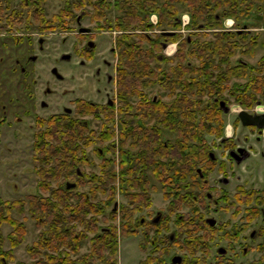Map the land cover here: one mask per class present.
<instances>
[{
  "label": "trees",
  "instance_id": "16d2710c",
  "mask_svg": "<svg viewBox=\"0 0 264 264\" xmlns=\"http://www.w3.org/2000/svg\"><path fill=\"white\" fill-rule=\"evenodd\" d=\"M27 1L33 6L32 0ZM5 3L10 10L15 7L12 0H0V20ZM263 3L264 0H121V7L117 8L121 14L116 21L106 20L105 23L108 28L121 31L115 42L117 108L113 105L99 112L88 110V115L102 116L105 129L99 133L89 129V121L83 118L54 123L55 129L45 127L35 132L38 154L34 161L40 165L37 164V187L44 194H28L26 199L12 201L0 199V227L4 223L11 226L7 235L9 250L2 247L0 228V263L5 264L12 248L24 241L25 226L11 216L12 209L23 213L28 206L32 216L42 214L37 220L38 228L49 226L35 242L46 253L31 248L29 252L34 261L20 264H81L67 256L57 257L55 253L70 247L76 252L72 243L81 238V233L68 231L64 222L74 226L90 225V230L96 227L95 222L90 223L87 218L89 214L101 213V204L98 206L92 200L96 194H108L106 202L109 203L116 190H120L128 202L121 208L123 221L120 229L126 234L127 225L133 221V209L151 204V177L166 190L176 189L181 193L187 181H192L196 166L207 158V136L223 135L224 121L214 96H221L225 91L230 94L225 101L242 98L248 103L264 86V74L257 71L260 65L242 63L236 57L253 55L254 38L244 32L208 29L221 27L225 18H233L236 28L248 24L246 21L252 20L251 25L256 20L264 21ZM36 4L39 12L44 13L42 0ZM86 4L92 5L97 12L92 15L93 19L100 20L105 17L100 9L111 7L113 3L109 0L94 3L93 0H79L74 7L83 8ZM24 5L25 0H21L20 6ZM71 7L65 5L66 10L62 12L76 17ZM68 10L70 12H66ZM184 11L190 16L191 29L185 36L180 33L164 35L162 32L136 34L134 31L135 27L145 30L152 27L148 22L151 13L157 14L162 30L177 29L178 19ZM163 42H177L172 56L163 53ZM230 80L231 86L228 87L226 82ZM244 90L248 93V100L243 99L246 96ZM117 111L120 114L118 120L115 119ZM115 121L125 128L121 130L123 140L129 139L135 152L131 154L130 150L122 149L119 174L112 162L104 157L100 172L89 176L87 181L81 171V166L88 162L85 148L95 139L103 142L113 137ZM61 178L64 182L54 187L53 181ZM68 180L76 181L73 182L75 185L68 187ZM85 184L91 194H73L74 189ZM185 194L181 193L177 201L186 202L183 199ZM110 212L115 215V208ZM117 227L112 224L110 231L104 230L102 241L98 242L100 237H95L97 244L92 246L89 254L97 246L100 250L104 247L112 256L106 259V264H116ZM38 253L45 257L39 258ZM101 259L105 260L102 256Z\"/></svg>",
  "mask_w": 264,
  "mask_h": 264
},
{
  "label": "flooded vegetation",
  "instance_id": "af4514ba",
  "mask_svg": "<svg viewBox=\"0 0 264 264\" xmlns=\"http://www.w3.org/2000/svg\"><path fill=\"white\" fill-rule=\"evenodd\" d=\"M39 1L32 0V6L25 0L24 7L11 10L4 4L0 20V126L28 119L37 131L55 129L54 123L87 119L88 110L99 112L114 105L109 85L115 83L116 87L117 63L108 55L116 52L115 44L107 45L104 30L96 28L97 24L83 25V14L74 19L48 16L39 12ZM224 20L221 27L208 30L244 32L254 38L253 55H244L256 61H240L259 64L257 71L264 74L260 32L248 24L233 28L232 20ZM260 31L264 40V28ZM163 44L164 51L172 45ZM258 49L262 52L257 56ZM44 55L49 57L45 60L47 76L38 81L34 74ZM226 84L230 87L231 80ZM228 93L223 91L213 98L224 121L223 135L207 139V158L194 169L191 188L185 194L190 199L178 201L195 214L193 222L185 224L186 237L192 234V238L185 240L182 253L172 255L167 264H264V86L248 103L242 98L227 102L224 98ZM243 94L247 99L248 93L244 90ZM240 112L246 114L241 117ZM160 217L157 213L150 224H157ZM169 238L173 239L174 233ZM252 254L255 256L247 258Z\"/></svg>",
  "mask_w": 264,
  "mask_h": 264
},
{
  "label": "rangeland",
  "instance_id": "374dc122",
  "mask_svg": "<svg viewBox=\"0 0 264 264\" xmlns=\"http://www.w3.org/2000/svg\"><path fill=\"white\" fill-rule=\"evenodd\" d=\"M78 1L79 0H42V12L46 13L48 16L56 14L57 18L60 16H71L69 13L66 14L62 12L63 9L66 10L65 5L70 4V6H72V13L75 15L83 14V25L93 27L96 26L94 24H97L98 27L96 28L104 30L102 37L106 41L107 45L114 46L118 34H120L121 31L114 30L112 28L110 29L105 25V23L106 20H110L112 22L116 21L117 16L121 14V12L117 9L118 7H121V0H109V2L113 4L111 7L105 6L106 8L104 7L100 9L103 11L105 16L100 20L93 19L92 15L97 12H95L96 10L90 4L84 5L83 8L81 7L76 9L75 3ZM20 2L21 0H12L15 7L20 6ZM94 2H96V0H93V3ZM118 4L119 6H117ZM66 12H70V10ZM59 13H62L63 15H60ZM182 15L188 16V22L185 25H182ZM74 18L75 17H72V19ZM231 20L233 21V28H235L234 19L229 18L230 22ZM148 22L152 25V27L146 30L141 29V27H135L134 31L136 34L146 33L156 35L162 31L176 30L185 36L191 31L189 28L190 16L187 11H184L180 15V18L178 19L179 27L177 29L162 30L160 27L161 25L158 24V16L156 13H151L149 15ZM246 22L251 25L250 23L252 20ZM253 23L254 24H252V26L256 27V30L254 31L260 32L259 40L261 44H264L260 31L264 28V21L256 20V22ZM129 27H132V25ZM57 36H60V34H57ZM71 36L73 41V34ZM170 44H172V48L168 50L166 49L167 53L163 50V53L166 56H172L177 49V42H171ZM171 49H173V51ZM260 51L262 52V49H258L257 56L261 54ZM236 57L237 59L253 63L256 61V58L250 59L249 56L245 55H238ZM48 59L49 57L44 55L42 57V62L37 64V71L34 74V77L38 81L44 80L47 76L45 68L48 64L45 63V60ZM108 59L115 64L117 60L116 52L112 55L109 54ZM61 68L65 70V65L62 64ZM112 76H115L114 71L112 72ZM109 90L111 97L114 98V106L117 108L115 83H111L109 85ZM164 98L166 99L165 96ZM119 116L120 114L117 111L115 119L118 120ZM86 118V120L89 121V129L95 130L97 133L105 129L102 125V116L97 117L95 115H88ZM30 123L31 120L25 119L22 123H13L11 126H0V199L4 201L26 199L28 194H44L37 187L39 178L36 171L39 164L37 163V165L34 161V158L38 154L35 150V132L37 130L30 127ZM113 128L115 132L113 137L103 142L95 139L91 145L85 148V157H87L88 162L87 164L81 166L82 176H85V180L88 181L89 176L100 172V165L104 157L108 159L109 162H112L116 173L119 174L122 149H128L131 151V154H134L135 149L132 148L130 140H123L121 131L125 130V128L123 129V125L120 124V122L115 121ZM207 139L211 141L210 136H207ZM63 182L64 179L61 178L58 181H53L52 185L56 187ZM66 182L67 186L71 187L69 185L73 184L74 186L75 184L73 182L76 181L68 180ZM191 182V180L187 181L186 188L183 187L180 191L182 194H188L189 189L191 188ZM149 186L151 187V204L148 207H141L139 210H135V208L133 209V221L127 225L126 234H123L120 229L122 225L121 221H123L121 208L123 205H128V202L121 194L120 190H116L114 199H112L109 203L106 202V199L109 200L108 194H96L92 200L98 206L101 204V206H99L101 213L96 215L89 214L87 217L88 220H90V223L95 222L96 227L90 230V225L84 227L76 224V226H74L72 223L64 222L63 225L65 228H68V231H72L75 234L81 233V238L76 241L77 243H72V246L77 248L76 252H73L72 247H70L69 250L62 249L63 251L55 253V256H67L71 260L78 261L81 264H106V259L112 256L104 249V247L100 250L99 246H97L95 251H92V254H89V252L92 249V246L97 244L95 243V237H100L98 242L102 241L104 238V230L110 231L112 224L118 226L115 235L116 252L114 256L116 258V264H141L143 262H146L145 264H167L172 255L182 253V248L186 245L185 240L188 242V240L192 238V234L186 237L185 232L187 229L185 228V224L193 222L195 214L189 207L182 206L184 203L182 204L177 201L181 193H178L176 189L166 190L154 177H151V183ZM82 193L91 194L87 184L73 190V194L75 195ZM184 199L188 202V197L186 199L185 196ZM102 205L104 206L102 207ZM112 208H115L116 210L115 215L110 212ZM129 208H132L131 205ZM157 213H160L161 215L159 219L160 221L157 224H150V221L157 215ZM10 214L12 217L24 224L25 235L24 241L18 246L12 248V253L10 254L11 258L9 256L4 262L5 264H20L21 262L31 263L34 261V258H32V255L29 252L31 248L36 249L37 252L41 254L46 253V251L43 248H40L41 246L37 245L35 242L39 241L41 232H47L49 226L43 225L41 228H38L37 220L38 218H41L42 214L38 213L35 216H32L28 206L25 207L23 213H19L16 209H12ZM205 215H209L208 211ZM180 221H183L184 225H180ZM253 226L254 225H251V228ZM0 228L3 236L2 247L4 250H9L10 242L7 235L11 230V226L4 223ZM82 233H84V237L82 236ZM171 233H174L173 239L169 238ZM183 240L185 243H183ZM211 246H213V244ZM187 251L190 252V249H187ZM62 252L64 254H62ZM211 252H214V250L212 249ZM254 254L249 255L247 258L254 257ZM101 256L102 258H105V260L102 261ZM44 257L39 254V258L43 259Z\"/></svg>",
  "mask_w": 264,
  "mask_h": 264
},
{
  "label": "water",
  "instance_id": "95a60500",
  "mask_svg": "<svg viewBox=\"0 0 264 264\" xmlns=\"http://www.w3.org/2000/svg\"><path fill=\"white\" fill-rule=\"evenodd\" d=\"M163 33H164L165 35H171V34H173V32H171V31H164ZM165 47H166V44L164 43V44H163V48H165ZM243 114H246V113H245V112H240V113H239V115H240L241 117H242ZM69 186H73V184H70Z\"/></svg>",
  "mask_w": 264,
  "mask_h": 264
},
{
  "label": "built area",
  "instance_id": "2783aa9c",
  "mask_svg": "<svg viewBox=\"0 0 264 264\" xmlns=\"http://www.w3.org/2000/svg\"><path fill=\"white\" fill-rule=\"evenodd\" d=\"M187 22H188V16L187 15H182V25H185ZM166 49H165V52L167 53Z\"/></svg>",
  "mask_w": 264,
  "mask_h": 264
},
{
  "label": "bare ground",
  "instance_id": "6f19581e",
  "mask_svg": "<svg viewBox=\"0 0 264 264\" xmlns=\"http://www.w3.org/2000/svg\"><path fill=\"white\" fill-rule=\"evenodd\" d=\"M170 48H172V45L169 48H167V50L170 49ZM171 50L173 51V49H171Z\"/></svg>",
  "mask_w": 264,
  "mask_h": 264
}]
</instances>
